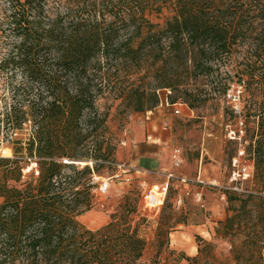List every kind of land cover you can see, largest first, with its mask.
Segmentation results:
<instances>
[{"label": "trees", "instance_id": "1", "mask_svg": "<svg viewBox=\"0 0 264 264\" xmlns=\"http://www.w3.org/2000/svg\"><path fill=\"white\" fill-rule=\"evenodd\" d=\"M167 8L162 24L150 21ZM8 35L12 46L0 67L11 64L27 83L19 84L24 98L8 108L6 121L17 128L28 122L32 130L25 148L0 157V264H146L138 231L144 219L133 224L132 193L100 228L78 220L95 205L98 160L113 161L109 144L97 138L106 113L96 101L105 90L147 112L159 105L162 89L173 92L170 104L196 107L191 79L213 84L206 95L240 87V111L231 112L243 119L251 181L264 183V0H0V36ZM124 78L132 79L121 86ZM21 149L34 162L28 174ZM81 161L91 164L78 168ZM262 194L224 191L238 204L216 231L231 238L238 264L264 263ZM164 203L158 237L184 223L172 210L165 214ZM204 249L185 259L214 260Z\"/></svg>", "mask_w": 264, "mask_h": 264}, {"label": "rangeland", "instance_id": "2", "mask_svg": "<svg viewBox=\"0 0 264 264\" xmlns=\"http://www.w3.org/2000/svg\"><path fill=\"white\" fill-rule=\"evenodd\" d=\"M170 15L171 10L167 8L159 15H149V19L153 23L162 24ZM11 39L10 35L0 36V64L7 60L12 46ZM10 67L11 64L8 68L0 67V157L12 158L15 146L25 148L32 129L28 122L22 124L20 128L7 124L8 108L15 106L24 98L19 84L27 83L19 70L14 72ZM131 79H121L119 84L125 86ZM188 83L192 95L198 96L193 98L197 100L199 98L200 101H197V106L194 108L182 102L178 114L173 113L172 107L159 105L153 108L149 115L146 112H134L133 100L128 97L123 100L124 95L116 97L115 90L110 92L105 90L96 101L98 112L106 113L104 126L99 127L97 138L104 144H109L112 150L110 158L115 162L129 164L127 156L131 134L144 130L145 123L152 122L153 117L158 118L153 122L156 131L165 132L171 151L173 148L181 151V165L171 170L176 175L189 180L187 183L171 181L164 203L170 206L165 214L172 210L174 217H179L184 223H176L166 237H158L156 235L158 218L164 205L158 211L152 209L157 197L156 193H152L146 202L150 208L144 207L143 191L151 184L162 182L165 179L162 174L164 170L132 173L130 182L112 179L107 192L96 193L95 205L80 215L78 220L88 229L100 228L109 221L110 214L114 212L122 197L130 192L136 200L133 224L140 222V218L144 219V222L138 225L139 234L145 240L142 262L149 264L152 260H156V264H190L185 258L198 255V247L204 249L205 244L209 243L212 246L205 247L202 255L210 251L214 260L201 257L196 264H238L233 258L231 238H222L216 231L219 222L232 214L233 208L238 204V198L229 202L226 198L221 199L220 189L206 182L215 180L219 185H227L231 158L237 154L240 146L244 148L246 145L242 139L240 141L231 139L230 131L237 133L240 128L243 130V126L239 123L243 119L238 115L236 117L232 115L233 105L227 96L213 91L207 95L204 93L213 85L208 79H191ZM231 89H234L233 86ZM158 95L163 99L173 95V92L162 89L158 91ZM164 122L167 124L166 127L163 125ZM90 138L88 140H91ZM20 156L22 163L28 161L23 166V173L28 174L30 169L27 167L30 165L32 167L34 162L27 160L28 155L24 149H21ZM86 164L90 165L91 161L78 162L77 166L83 168ZM98 164L101 165L97 166L93 176L101 179L115 172V168L107 167L101 160H98ZM170 166L172 168L171 164ZM92 184L97 187L98 181H93ZM242 186L247 190H264V183L257 179L245 181ZM199 195L200 200H198ZM237 240L234 239L235 244L239 243ZM192 247H195L193 252L190 250ZM239 264L246 263L242 261Z\"/></svg>", "mask_w": 264, "mask_h": 264}, {"label": "built area", "instance_id": "3", "mask_svg": "<svg viewBox=\"0 0 264 264\" xmlns=\"http://www.w3.org/2000/svg\"><path fill=\"white\" fill-rule=\"evenodd\" d=\"M234 89H231L227 92V97L230 103L233 105V109L238 114L240 111L239 107V93L240 89H237L235 92H232ZM159 106H165V107H172L173 113L178 114L180 112L179 107L181 106L180 103H174L170 104L168 99L164 97L163 99H160ZM151 113V111H147L146 114ZM240 125L243 126V121L240 120ZM164 127H166V123H163ZM231 135L229 136L233 140L240 141L243 130L240 128L239 131L236 133L234 131H230ZM66 162L65 160H63ZM182 163L181 159V151L178 148H173L170 155V164L172 165V170L179 167ZM106 166L115 168V172L106 178H101L97 176H92V182L98 181L96 192L98 194H104L109 189V183L112 179H123L125 182H130L132 173L135 172L134 168L130 164H126L124 162H115V161H106L104 162ZM230 172L228 175V183L227 185H219L216 183L215 180L211 182H206L210 186L218 187L221 191V199H224V191L229 190L238 194H247L250 193V190L245 189L242 186V183L245 181H251L253 177V165L249 158L247 157V154L245 153L244 148L240 146V148L237 151V154L231 158L230 162ZM163 171L162 174L165 177V179L156 184H151L148 188H146L142 193V201L144 204V207L150 208L146 205L147 200L149 197L152 196V193H156V201L155 205L151 207L152 209L158 211L159 208L163 205L166 196L168 194V190L171 184V181L176 180L180 181L182 183H187L189 180L185 177L176 175L173 171ZM37 174V171H35ZM264 195V194H262ZM198 200H200V195L198 197ZM180 202V200L178 201Z\"/></svg>", "mask_w": 264, "mask_h": 264}, {"label": "crops", "instance_id": "4", "mask_svg": "<svg viewBox=\"0 0 264 264\" xmlns=\"http://www.w3.org/2000/svg\"><path fill=\"white\" fill-rule=\"evenodd\" d=\"M157 119V117H153L152 122L145 123L144 130H139L130 136L127 161L135 172L171 171L172 169L170 166L171 148L168 137L165 132L156 131L153 125V122ZM147 120H149V117H147Z\"/></svg>", "mask_w": 264, "mask_h": 264}, {"label": "bare ground", "instance_id": "5", "mask_svg": "<svg viewBox=\"0 0 264 264\" xmlns=\"http://www.w3.org/2000/svg\"><path fill=\"white\" fill-rule=\"evenodd\" d=\"M27 169H31V165L29 167H27ZM190 250H192V252H193L195 250V247H192Z\"/></svg>", "mask_w": 264, "mask_h": 264}]
</instances>
